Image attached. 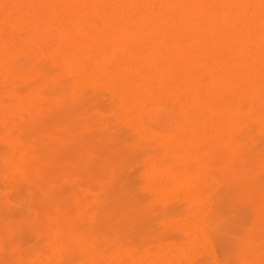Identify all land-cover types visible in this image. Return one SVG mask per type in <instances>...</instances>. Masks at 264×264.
<instances>
[{
    "label": "rangeland",
    "instance_id": "rangeland-1",
    "mask_svg": "<svg viewBox=\"0 0 264 264\" xmlns=\"http://www.w3.org/2000/svg\"><path fill=\"white\" fill-rule=\"evenodd\" d=\"M54 62L0 55V264H264L263 143L244 132L231 165L222 146L167 153L122 122L101 86L82 85ZM155 105L156 132L181 122L165 100ZM165 160L183 189L150 193L137 178ZM216 168L231 172L223 198L210 186L196 190Z\"/></svg>",
    "mask_w": 264,
    "mask_h": 264
},
{
    "label": "bare ground",
    "instance_id": "bare-ground-1",
    "mask_svg": "<svg viewBox=\"0 0 264 264\" xmlns=\"http://www.w3.org/2000/svg\"><path fill=\"white\" fill-rule=\"evenodd\" d=\"M7 53L54 55L57 69L101 86L122 122L167 153L222 146L231 165L244 132L264 144V0H0V55ZM160 99L181 119L167 133L152 123ZM174 166L146 164L138 183L156 195L179 192ZM202 186L228 196L231 172L207 170Z\"/></svg>",
    "mask_w": 264,
    "mask_h": 264
}]
</instances>
